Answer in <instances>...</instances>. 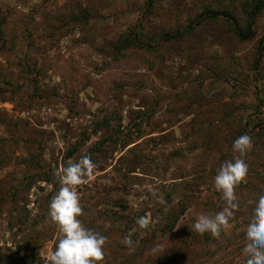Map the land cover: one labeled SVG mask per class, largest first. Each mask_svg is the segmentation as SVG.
<instances>
[{
  "label": "rangeland",
  "instance_id": "1",
  "mask_svg": "<svg viewBox=\"0 0 264 264\" xmlns=\"http://www.w3.org/2000/svg\"><path fill=\"white\" fill-rule=\"evenodd\" d=\"M254 1L0 0V264H47L56 175L85 153L97 167L78 218L107 238L100 264H244L264 189V6L248 38L199 15L227 10L246 30ZM242 134L239 208L219 237L198 234L194 220L224 207L213 177Z\"/></svg>",
  "mask_w": 264,
  "mask_h": 264
},
{
  "label": "clouds",
  "instance_id": "2",
  "mask_svg": "<svg viewBox=\"0 0 264 264\" xmlns=\"http://www.w3.org/2000/svg\"><path fill=\"white\" fill-rule=\"evenodd\" d=\"M252 147L249 134H242L234 139L231 145L232 158L225 160L213 177L214 188L220 193L224 207L214 215L200 214L191 225L192 231L201 235L209 233L216 238L229 226L239 208L234 190L248 174L244 156ZM96 167L90 154L85 153L57 173L59 188L49 201L47 216L61 235L47 258V264H100L104 259L107 238L86 227L78 218L83 211L78 187L86 178L91 179ZM250 204L251 216L244 229V264H264V189L256 193ZM135 223L141 230L147 229L150 224L144 216L136 217ZM122 242L135 251L131 235L125 236ZM162 252L161 245L151 249L154 257Z\"/></svg>",
  "mask_w": 264,
  "mask_h": 264
},
{
  "label": "trees",
  "instance_id": "3",
  "mask_svg": "<svg viewBox=\"0 0 264 264\" xmlns=\"http://www.w3.org/2000/svg\"><path fill=\"white\" fill-rule=\"evenodd\" d=\"M149 5L151 6L152 0H148ZM264 6V0H255L254 3L252 4L250 11L248 13V21H247V26H246V30H242L240 26H235L233 24L232 21H230L231 25L233 26V31L234 33L241 38H248L250 36H253L254 34V30L252 28V24H253V20L255 18V16L257 15V13L261 10V8ZM220 13L226 15L227 17L231 18L232 15L229 14V12L227 10H222V11H218L215 9H204L202 11V13L199 15V18H201L200 22L204 19L207 18H215L217 17ZM232 19V18H231ZM198 22V24L200 23ZM197 25V24H196ZM192 29L191 24L188 26V28L186 29H178L175 32L169 33L167 34L169 36V38L175 37L177 35H181L182 33H184L185 31H188ZM134 34V33H133ZM131 42H135L136 41V35L134 37V35L129 36L128 38ZM257 62V59L255 60V63ZM174 219L172 220L171 225L168 224V226L165 228L166 232H169V230H172V228L174 227ZM143 242V241H142Z\"/></svg>",
  "mask_w": 264,
  "mask_h": 264
},
{
  "label": "water",
  "instance_id": "4",
  "mask_svg": "<svg viewBox=\"0 0 264 264\" xmlns=\"http://www.w3.org/2000/svg\"><path fill=\"white\" fill-rule=\"evenodd\" d=\"M141 16H142V13H141V15H140V18H141ZM226 18H227V19H229L230 21H232V19H231V18H229V17H227V16H226ZM138 24H139V22H138ZM136 30H137V27L135 28V31H134V34H133V35H134V37H135V32H136Z\"/></svg>",
  "mask_w": 264,
  "mask_h": 264
}]
</instances>
